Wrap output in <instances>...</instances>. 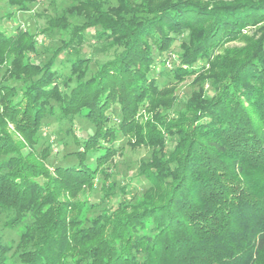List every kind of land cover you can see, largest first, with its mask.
I'll use <instances>...</instances> for the list:
<instances>
[{
  "label": "trees",
  "instance_id": "trees-1",
  "mask_svg": "<svg viewBox=\"0 0 264 264\" xmlns=\"http://www.w3.org/2000/svg\"><path fill=\"white\" fill-rule=\"evenodd\" d=\"M41 2L0 0V264L264 262V0Z\"/></svg>",
  "mask_w": 264,
  "mask_h": 264
},
{
  "label": "rangeland",
  "instance_id": "rangeland-1",
  "mask_svg": "<svg viewBox=\"0 0 264 264\" xmlns=\"http://www.w3.org/2000/svg\"><path fill=\"white\" fill-rule=\"evenodd\" d=\"M57 1L58 2H63L64 0H57ZM48 3H49V0H42V2L37 5V7H38V9L39 8L42 9L43 7L49 6ZM3 4L4 3H0L1 6ZM4 12H5V8L4 9H0V15L4 14ZM30 20L32 22H34V20H38L39 24L43 23V19H38L35 16H32V19H30ZM7 21H8L7 19H4L3 22H6V24H7L8 23ZM20 23L25 27V21H22V20L20 21L19 18L16 16L14 19H12V21L9 22V24H7L9 31L13 30V27L15 25H19ZM6 24L5 23L3 25L0 24V26H3V28H4L6 26ZM254 33H255V31L253 30L250 34H254ZM231 44H235V45L239 46V45L244 44V42L243 41H236V42L231 43ZM172 58L176 60L177 56H176L175 52L172 53ZM191 80H192L191 78H187L183 82L178 83L177 92L178 93L182 92V94L183 93H190L193 90V85L191 83ZM84 122H85V120H83V119L79 120L80 124H82ZM58 126H59L58 122L52 123L50 126L44 128V133H45V138H47L49 141H51L52 144H53V141H54L53 150L56 149V151H58V157L61 158L64 155L65 151L62 149L63 146L60 145L61 144L60 143L61 138L59 137V139L56 140L57 139L56 136L58 135V132H57V127ZM80 126L81 125H79L78 123L76 124V127H80ZM146 154H147V151L145 149H143V148H140L139 150L134 151L130 147L126 146L125 147L124 156H122L119 159V161H120V164H119V168H120L119 178H122V176H124L126 173L128 175H130V177H131L135 173V163H136V161L139 158L145 156ZM127 177L129 178V176H127ZM134 185H135V187L133 189V192L135 191V188H137V186H138V188L141 187L140 185H138V182L137 183L135 182ZM7 240H8V242H11L13 244H17V242L19 241V237H18L17 234L14 233V234H10V236L8 237ZM260 264H264V262L261 261Z\"/></svg>",
  "mask_w": 264,
  "mask_h": 264
}]
</instances>
